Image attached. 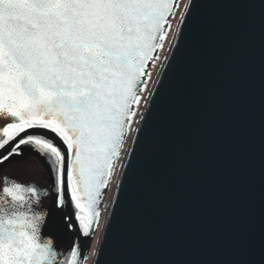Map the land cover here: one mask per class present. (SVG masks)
Returning <instances> with one entry per match:
<instances>
[{"label": "water", "instance_id": "1", "mask_svg": "<svg viewBox=\"0 0 264 264\" xmlns=\"http://www.w3.org/2000/svg\"><path fill=\"white\" fill-rule=\"evenodd\" d=\"M252 2L192 0L180 16L126 146L91 264L259 257L264 21ZM76 233L83 256L91 235Z\"/></svg>", "mask_w": 264, "mask_h": 264}, {"label": "snow or ice", "instance_id": "2", "mask_svg": "<svg viewBox=\"0 0 264 264\" xmlns=\"http://www.w3.org/2000/svg\"><path fill=\"white\" fill-rule=\"evenodd\" d=\"M248 6L264 21V0ZM177 7L179 0H0V168L25 150L43 160L55 207L73 209L63 217L69 231L95 232L114 161L129 131L140 130L131 124L147 65ZM48 195L4 176L0 264H86L79 243L64 252L45 235L50 212L38 208ZM236 197L241 210L244 176ZM229 264H264V242L258 258Z\"/></svg>", "mask_w": 264, "mask_h": 264}, {"label": "flooded vegetation", "instance_id": "3", "mask_svg": "<svg viewBox=\"0 0 264 264\" xmlns=\"http://www.w3.org/2000/svg\"><path fill=\"white\" fill-rule=\"evenodd\" d=\"M33 132H44L42 129L30 130ZM7 175L10 180H16L17 182H22L26 184L34 183L41 190L48 189L49 195L41 197V205L38 210L47 209L50 212L48 217V224L44 229L45 235H51L57 244V247L64 252H67L76 240V230L69 231L64 226L63 217L68 215L67 210L57 209L53 203V196L51 194L50 177L48 175L47 165L41 160L34 152L31 150H25V154L21 158H16L12 163H6L2 168H0V188L3 186V178ZM113 173L108 181L107 187L103 190L102 201L99 206V220L95 227V232L91 234L88 245H87V255L88 260L86 264H89V259L91 258V250L97 242L99 232L101 231V226L103 223L104 215L108 207V202L111 197V189L113 185ZM35 207V206H34ZM70 209H72L69 206ZM73 212V209H72Z\"/></svg>", "mask_w": 264, "mask_h": 264}, {"label": "rangeland", "instance_id": "4", "mask_svg": "<svg viewBox=\"0 0 264 264\" xmlns=\"http://www.w3.org/2000/svg\"><path fill=\"white\" fill-rule=\"evenodd\" d=\"M186 3V0H179V7H177L175 9V14L173 16L170 17V24H171V27L167 30V34H166V37L165 39L163 40L162 42V47L160 49H158L157 53L155 54L154 57H156V59H154V61H152L149 66L147 67V72H149L151 75L148 76V77H145L147 83L146 85L144 86V90L140 93L141 95V100H140V104L138 106H135V111L138 113L137 116H134L132 118L133 120V123L131 124V127L134 128V124L136 122V120L138 119V116H139V113L141 112V109H142V106L144 104V100L148 94V90L150 88V86L152 85L153 81H154V77L156 75V73L159 71V67L160 65L162 64L163 62V59L165 57V54L167 52V50L169 49L170 47V43L173 39V33L178 25V21H179V18L181 16V12L183 11V8H184V5ZM132 134L131 131H129L128 135L125 137V141H124V146L122 148V150L120 151V156L118 159H116L114 161V164H115V167L113 169V176H114V179L113 181L116 180V177L119 173V168L122 164V161H123V156H124V153L126 151V146L129 142V139H130V135ZM92 251V250H91ZM91 260L89 259V264H91L92 262H90Z\"/></svg>", "mask_w": 264, "mask_h": 264}]
</instances>
